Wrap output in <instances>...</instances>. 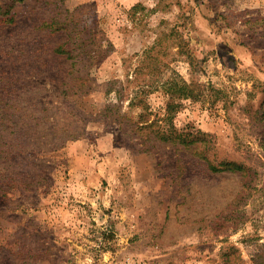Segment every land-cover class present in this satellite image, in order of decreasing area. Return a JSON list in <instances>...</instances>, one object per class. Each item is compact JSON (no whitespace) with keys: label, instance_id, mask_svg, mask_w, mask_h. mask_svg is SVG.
<instances>
[{"label":"rangeland","instance_id":"obj_1","mask_svg":"<svg viewBox=\"0 0 264 264\" xmlns=\"http://www.w3.org/2000/svg\"><path fill=\"white\" fill-rule=\"evenodd\" d=\"M6 102L52 184L0 264H264V0H0Z\"/></svg>","mask_w":264,"mask_h":264},{"label":"trees","instance_id":"obj_2","mask_svg":"<svg viewBox=\"0 0 264 264\" xmlns=\"http://www.w3.org/2000/svg\"><path fill=\"white\" fill-rule=\"evenodd\" d=\"M57 52L67 53L69 51L59 48ZM180 80L182 81L180 82ZM179 83L183 84L179 85ZM169 87H171L173 95L177 90L180 95L195 96L193 93L194 85L187 83L182 77L178 79L177 75L169 80ZM172 102H169L168 107L172 106ZM2 107L4 113L0 119V166L1 164L14 163L18 166V169L11 172L0 167V195L9 196L10 192L27 195L32 190L36 191L40 187L50 186L52 184L50 169L46 170L43 167H38L33 162L44 158L43 153L48 150L45 147L46 145H43L40 149L34 148L35 143H31L33 137L27 127L30 122L22 117H13L12 104L6 102ZM172 134L170 133V136L163 135V138L172 140V138H175ZM55 142V140L47 141V144L50 146ZM46 161L50 162L49 159ZM211 168L213 170L228 171H242L245 169L243 165L235 162L224 163L222 167L212 165Z\"/></svg>","mask_w":264,"mask_h":264}]
</instances>
